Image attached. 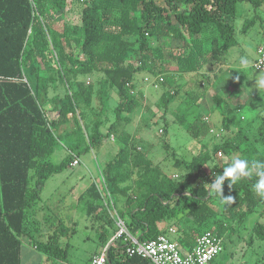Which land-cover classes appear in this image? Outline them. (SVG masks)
<instances>
[{
	"label": "trees",
	"instance_id": "obj_1",
	"mask_svg": "<svg viewBox=\"0 0 264 264\" xmlns=\"http://www.w3.org/2000/svg\"><path fill=\"white\" fill-rule=\"evenodd\" d=\"M76 1H82L79 25L64 24L58 30L54 26L56 17L66 10L67 0H0V264H20L21 237L33 240L38 224L30 210L37 205L46 180L71 164L74 145L61 165L45 162L59 140L55 129L67 122L68 115L75 120V132L85 136V150L98 149L109 135L122 143L100 170L115 207L119 199L124 200L117 211L138 242L174 229L178 246L191 250L202 233L209 231L223 238L230 223L239 226L259 213L264 198L253 190L255 174L232 189L225 182L223 197L234 199L233 204L226 205L216 192L197 182L199 171L211 161L209 152L203 149L190 162L172 156L173 164L186 171L174 180L163 175L144 154L128 147L131 136L123 128L142 104V96L133 92L136 75L154 73L162 59L161 48L153 47L150 40L173 41L170 56L178 68L198 73L206 65L219 62L236 45L234 21L237 4L242 0H164L162 5L156 0ZM248 1L253 9L264 4V0ZM252 24L253 19L247 20L242 32ZM136 53L140 54L139 66L131 62ZM93 73L103 76L100 93L103 86L117 91L115 121L106 134L100 131V122L88 133L83 125L92 107L93 86L79 77ZM56 86L67 89L62 99L48 96ZM212 100L221 106L217 95ZM161 101L165 106L168 103L163 95ZM49 102L57 112L52 120L45 111ZM234 120L227 116L223 121L225 133L230 132ZM179 124H185L183 116ZM186 130L199 139L209 133L210 126L197 117ZM262 138L264 123L259 131ZM235 140L227 138L212 152L222 151L229 156L238 150L237 143L247 138L237 133ZM240 158L264 160V155L249 147ZM230 163L216 169L217 174H222ZM131 175L136 177L135 188L122 186ZM81 199L89 216L103 208L93 184ZM102 231L98 239L101 248L116 228L112 237H107L106 228ZM253 239L264 241V225L253 226L249 245ZM33 244L48 258L65 262L68 248L61 246L56 235L47 242ZM123 250L120 241L110 245L107 264H150L140 257H126Z\"/></svg>",
	"mask_w": 264,
	"mask_h": 264
},
{
	"label": "rangeland",
	"instance_id": "obj_2",
	"mask_svg": "<svg viewBox=\"0 0 264 264\" xmlns=\"http://www.w3.org/2000/svg\"><path fill=\"white\" fill-rule=\"evenodd\" d=\"M156 2L162 5L164 0ZM81 6L82 1L67 0L66 10L56 17L55 28L61 30L64 24L79 25ZM252 19V26L242 32L244 23ZM234 28L236 45L219 62L206 65L200 72L192 74L180 70L172 60L173 41L150 40L153 47L161 48L162 59L158 61L154 73L143 71L136 75L133 92L142 96V104L129 116L130 122L123 128L131 136L128 147L144 154L153 166L171 179L178 180L186 173L173 164L172 156L190 162L203 149L209 152L211 161L199 171L197 181L206 185L214 179L216 169L220 170L225 163L240 158L249 147H255L258 154L264 155V138L259 139L260 127L264 123V88L257 89L255 81L263 74L252 68L256 49L264 44V4L259 9H253L248 0L240 1ZM242 57L250 61L247 67L240 64ZM139 58L140 54L136 53L131 56V62L139 66ZM79 79L93 86L92 107L83 122L84 128L88 133L96 122H100V131L106 134L109 125L115 121L113 109L118 103L117 91H108L103 86L104 90L100 93L99 86L104 84L99 73L80 76ZM66 91L65 87L56 86L49 90L48 96L56 95L62 99ZM230 93H233L232 96H229ZM162 95L168 100L166 106L161 101ZM215 95L221 100L220 107L212 100ZM48 104L52 106L50 102ZM180 116L185 120L183 125L179 124ZM227 116L235 120L230 132L225 133L223 121ZM197 117L209 124L210 131L205 137L194 139L186 129ZM74 128H77L76 123ZM237 133L247 138L245 142L237 143L238 150L229 156L222 151L212 152L213 147L227 138L236 141ZM74 134L72 139L59 136L53 153L45 162L61 165L64 158L71 154L68 150L72 143L74 155L80 160L79 165L67 166L48 178L37 205L30 212L38 221L33 235L35 241L45 242L55 235L57 239L62 236L61 245L68 244L67 257L74 264H83L99 246L100 231L106 228L107 237H112L115 225L103 208L87 215L85 200L77 199L86 192L91 178L96 183L104 180L100 166L113 158L122 143L116 140L115 135H109L98 149L85 150L84 134ZM218 152H221L220 157ZM135 178L131 175L122 186L135 188ZM111 199L118 213L117 209H122L124 200L119 199L115 207L112 195ZM258 212L239 226L229 224V230L223 236L224 250L209 264H264V241L253 239L252 245L248 244L253 226L257 223L264 225V207H259ZM123 219L126 220L125 217ZM21 242H29L28 236H22Z\"/></svg>",
	"mask_w": 264,
	"mask_h": 264
},
{
	"label": "built area",
	"instance_id": "obj_3",
	"mask_svg": "<svg viewBox=\"0 0 264 264\" xmlns=\"http://www.w3.org/2000/svg\"><path fill=\"white\" fill-rule=\"evenodd\" d=\"M252 68L254 71L264 75V44L256 49V58ZM23 80L25 81V79ZM159 80L162 81V79ZM71 156L70 166H78V158L73 154ZM217 156L220 157L221 152H218ZM93 185L99 193L103 208L114 222L116 233L97 254L90 258L88 264H107L108 247L110 245L115 246L118 241L124 245L123 254L126 257H140L147 260L150 264H209L223 252V238L209 231L202 233L197 238L195 246L185 252L180 249L176 241H173L168 236V234H175L174 229H169L167 234L159 235L153 240L143 243L138 242L129 234L124 221L114 210L111 194L104 180L101 179L100 183L94 182Z\"/></svg>",
	"mask_w": 264,
	"mask_h": 264
},
{
	"label": "clouds",
	"instance_id": "obj_4",
	"mask_svg": "<svg viewBox=\"0 0 264 264\" xmlns=\"http://www.w3.org/2000/svg\"><path fill=\"white\" fill-rule=\"evenodd\" d=\"M250 61L247 58H241L240 64L244 67L249 65ZM256 88H264V75L257 77ZM255 174L257 178L255 183L252 185L255 193L264 198V160L253 159L249 160L246 158L233 159L229 166L223 168L222 174L213 173L214 179L210 184H206L210 190L216 192L220 197L221 202L224 204H233L234 199L232 196L223 197V186L225 182H228L230 189L234 188L238 182L243 178H251Z\"/></svg>",
	"mask_w": 264,
	"mask_h": 264
},
{
	"label": "crops",
	"instance_id": "obj_5",
	"mask_svg": "<svg viewBox=\"0 0 264 264\" xmlns=\"http://www.w3.org/2000/svg\"><path fill=\"white\" fill-rule=\"evenodd\" d=\"M45 111H46V115L50 114V116L47 115V118L49 120H52V119L57 117V112L55 110H53V108H52V106L50 104H47V106H45ZM74 125H75L74 118L71 117L70 115H68L67 116V122H65L64 124L60 125L58 128H56L55 129V133L58 136H62V137L65 136L67 139H72L74 137V135H75L74 133H75V131L77 129V128H74ZM69 145H73V144L70 143ZM68 153H70V150H68ZM77 158L79 160V157H77ZM91 180L92 181H91L90 185L93 183V178H91ZM83 193L78 197L77 200L81 199L80 197H82ZM168 236H169V238H173V241H175V239H176V235L175 234L174 235L168 234ZM61 237L62 236H58V239H57L60 244H62V242H60ZM28 238H29V242L21 243V247H20V264H63V263L64 264L65 263L74 264L72 261H70V259L68 257H66L65 262H59L57 260H53V259L48 258L47 256H45L44 254H42L41 252H39L35 248V245L33 244V241H35V239L33 238V240H32L29 236H28ZM47 241H45V242H47ZM37 242H39V241H37ZM62 247H67L68 248V244H66L65 246H62ZM180 249L183 252L188 251L185 248H180ZM100 250H101V247L97 245V248L93 251L94 252L93 255L97 254ZM91 257H89V259H87V261L84 262L83 264H88V262H89Z\"/></svg>",
	"mask_w": 264,
	"mask_h": 264
}]
</instances>
